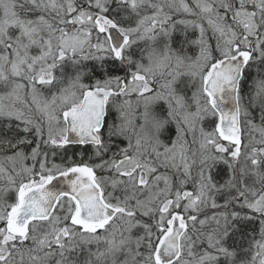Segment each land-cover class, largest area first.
I'll return each mask as SVG.
<instances>
[{
  "label": "snow or ice",
  "instance_id": "obj_1",
  "mask_svg": "<svg viewBox=\"0 0 264 264\" xmlns=\"http://www.w3.org/2000/svg\"><path fill=\"white\" fill-rule=\"evenodd\" d=\"M0 264H264V0H0Z\"/></svg>",
  "mask_w": 264,
  "mask_h": 264
}]
</instances>
